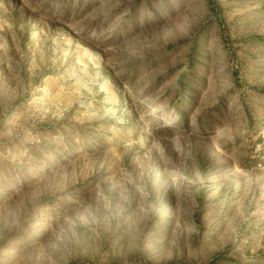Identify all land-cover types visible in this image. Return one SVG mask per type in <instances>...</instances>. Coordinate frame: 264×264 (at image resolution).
<instances>
[{
    "label": "rangeland",
    "instance_id": "1",
    "mask_svg": "<svg viewBox=\"0 0 264 264\" xmlns=\"http://www.w3.org/2000/svg\"><path fill=\"white\" fill-rule=\"evenodd\" d=\"M0 264H264V0H0Z\"/></svg>",
    "mask_w": 264,
    "mask_h": 264
},
{
    "label": "built area",
    "instance_id": "2",
    "mask_svg": "<svg viewBox=\"0 0 264 264\" xmlns=\"http://www.w3.org/2000/svg\"><path fill=\"white\" fill-rule=\"evenodd\" d=\"M262 164H263L262 161H260V162L258 163L259 166H262Z\"/></svg>",
    "mask_w": 264,
    "mask_h": 264
}]
</instances>
